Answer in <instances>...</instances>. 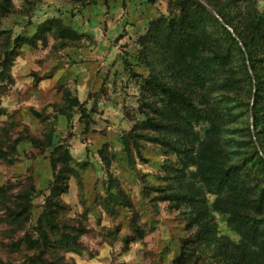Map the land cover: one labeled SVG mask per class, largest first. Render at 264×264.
<instances>
[{
    "label": "rangeland",
    "instance_id": "rangeland-1",
    "mask_svg": "<svg viewBox=\"0 0 264 264\" xmlns=\"http://www.w3.org/2000/svg\"><path fill=\"white\" fill-rule=\"evenodd\" d=\"M195 1L0 0V264L41 256L54 189L49 264H264L255 98ZM258 125L264 148V98Z\"/></svg>",
    "mask_w": 264,
    "mask_h": 264
},
{
    "label": "trees",
    "instance_id": "trees-1",
    "mask_svg": "<svg viewBox=\"0 0 264 264\" xmlns=\"http://www.w3.org/2000/svg\"><path fill=\"white\" fill-rule=\"evenodd\" d=\"M193 2L195 6H199L200 8H203L202 5L195 0H187ZM211 7L214 9V11L220 16V18L223 21H219L218 18L214 17L215 21L219 26L222 28V30L225 31L227 34V37L229 39V45L228 50L229 54L232 51V48L235 46V49L238 52V56L240 57L241 66H237V70L239 71V76H242V80L247 79V86L251 90V99L252 95L254 96V105L251 106L250 104V98L249 101H247V104H245L247 108V112H250V109L253 108L254 113V132L255 136L258 138L259 145L263 148V143L260 141L259 135V104L261 103V100L264 98V82L261 76V68L260 66L264 64V7H260L261 1L264 0H206ZM240 5V8H239ZM227 7L231 8L233 11L235 10L238 17L237 22L231 21L227 15L225 14V9ZM234 11V12H235ZM230 26L233 28L235 35L238 37L239 40H237L233 34L227 31L226 26ZM240 43L243 45V48L241 47ZM229 56V55H228ZM186 71H190L188 68ZM190 86L185 84V88H189ZM173 88H165V90L169 91ZM176 89V90H175ZM175 90L171 91L170 93L176 94L179 96V99L181 100V103L184 106L188 105V96L187 98L185 95H189V91L185 90L184 88H177L175 86ZM179 91V92H177ZM180 92L184 93L185 95H180ZM239 105L241 107L244 106V103L241 102ZM250 128V126H249ZM249 131V137H251V141L254 145L253 147V155H255V158L259 163L264 164V158L261 156L260 151L258 150L257 145L253 142V134L251 128ZM124 146L127 150V144ZM129 150V148H128ZM252 159V160H253ZM220 166V165H218ZM216 170H221L218 167H216ZM52 196H50L47 200L46 204V213L40 218L38 222V229L37 233L39 236L38 240L31 239L28 247L30 250L38 251L37 253L41 256L39 258H36L35 260H32L30 264H49V260L47 259L50 254V230L55 229V224L50 226V222L52 219H54L53 214L51 213L52 209V203L55 201V206H62L63 202L61 200L62 193H58L57 190H51ZM244 195V194H243ZM236 201L235 207H239L241 209L249 208V200L246 199L244 196H239L234 194L231 198ZM236 208H230L229 211L232 214V216L235 219H238L245 224L255 222L257 219V216H250L246 212H241L240 210ZM262 224H264V219H262ZM246 238L249 242L256 243L257 237L256 234L246 231L245 232ZM63 245V242H62ZM260 246L264 249V235L262 236V241L260 243ZM48 256V257H47ZM57 258H54L56 260ZM59 263V262H57ZM56 263V264H57Z\"/></svg>",
    "mask_w": 264,
    "mask_h": 264
},
{
    "label": "water",
    "instance_id": "water-1",
    "mask_svg": "<svg viewBox=\"0 0 264 264\" xmlns=\"http://www.w3.org/2000/svg\"><path fill=\"white\" fill-rule=\"evenodd\" d=\"M212 12H213L214 14H216L213 10H212ZM228 28H229V27H228ZM229 30L232 32L233 36L237 39V37H236L234 31H233L232 29H230V28H229ZM251 115H252V108H251Z\"/></svg>",
    "mask_w": 264,
    "mask_h": 264
}]
</instances>
